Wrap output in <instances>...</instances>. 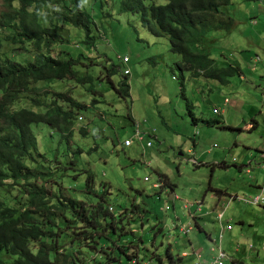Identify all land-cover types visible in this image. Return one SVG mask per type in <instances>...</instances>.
Returning <instances> with one entry per match:
<instances>
[{"label":"rangeland","instance_id":"rangeland-1","mask_svg":"<svg viewBox=\"0 0 264 264\" xmlns=\"http://www.w3.org/2000/svg\"><path fill=\"white\" fill-rule=\"evenodd\" d=\"M121 1L82 0L83 11L93 19L94 44L84 43L85 30L63 24L59 33L67 43L54 47V56H61L62 50L75 58L83 55L82 65L75 69L81 77L95 78L97 93L88 90L91 83L82 85L69 79L34 84L18 106L44 112L53 95L62 93L87 108L77 116L68 141L47 125L32 126L40 153L33 156L45 165L40 170L46 178L40 177L39 184L54 193L60 187L67 197L91 206L97 197L87 195L85 184L86 171L93 173L97 194L106 191L109 211L118 216L126 208L124 216L131 222L126 226V238L135 241L143 264H159L157 257L161 264H168L165 252L169 246L182 264H206L213 261L210 249L218 245L229 256L224 264H236L233 259L264 264V200L258 205L232 200L222 221L218 219L229 196L254 197L264 186V176L252 181L253 171L249 174L245 172L248 167L239 170L238 166L255 160L257 150L264 149V115L259 113L264 110V0H230L222 10L233 19L232 27L209 36L208 49L216 64L238 66L246 80L235 73L228 84H220L183 72L184 90L174 66L179 56L170 51L168 37L149 33L138 14L120 12ZM144 2L164 4L166 0ZM3 4L0 0V11L5 9ZM25 48L32 52H24ZM33 55L32 45L11 40L0 49V60L32 61ZM123 57L129 60L126 65ZM254 65L257 71L250 69ZM112 67L115 75L110 80L115 86L124 79V68L130 70L126 99L105 79ZM224 98L229 104H223ZM32 100L43 105L35 106ZM188 106L194 116L220 123L194 124ZM216 109L222 114L215 113ZM248 115L259 122V128L244 126ZM136 123L143 142L135 138ZM215 190L225 194L216 195ZM19 200L24 201L25 195L12 191L9 203L19 206ZM185 204L192 205L190 210ZM134 206L141 209L140 215L130 214ZM187 225L191 229L180 232ZM226 225L231 230L223 231Z\"/></svg>","mask_w":264,"mask_h":264},{"label":"trees","instance_id":"trees-1","mask_svg":"<svg viewBox=\"0 0 264 264\" xmlns=\"http://www.w3.org/2000/svg\"><path fill=\"white\" fill-rule=\"evenodd\" d=\"M229 2L166 0L164 4H146L144 0H122L120 12L138 14L149 33L168 37L170 51L179 56L174 66L184 90L183 72L191 78L203 77L221 84H228L229 78L239 72L236 65L218 66L208 49L211 32L228 31L233 25V19L222 10ZM3 7L0 31L7 36L3 38L0 34V49L11 40L32 45L34 55L32 61L0 60V264H140L135 241L126 238V226L131 223L124 216L126 208L122 207L118 216L109 211L106 191L97 194L93 173L86 171L85 184L87 195L97 197L91 206L84 200L67 197L60 187L54 193L39 184L40 177L46 178L40 170L45 165L33 156L39 153V144L32 126L47 125L68 141L73 137L77 116L87 108L62 93L53 95L44 112L18 107L34 84L69 79L82 85L91 83L88 90L97 93L95 78L81 77L75 69L82 65L83 55L75 58L66 50L61 51L63 56L53 55L57 44L67 43L59 33L63 24L85 30L84 43L94 44L91 15L83 11L82 0H4ZM23 50L32 52L28 48ZM106 74V81L118 96L128 98L127 76L123 75L124 79L115 86L110 80L115 75L114 68H109ZM32 103L43 105L35 100ZM96 103L95 100L92 105ZM191 109L188 106L193 123L198 120L209 125L219 123L196 118ZM82 133L86 135V131ZM14 190L25 195L19 206L9 203ZM215 194L220 195L221 191L215 190ZM138 210L141 209L134 206L130 214L140 215ZM185 256L183 253L182 257ZM157 259L161 264L162 260ZM165 259L168 264H182V258L174 256L170 246Z\"/></svg>","mask_w":264,"mask_h":264},{"label":"crops","instance_id":"crops-1","mask_svg":"<svg viewBox=\"0 0 264 264\" xmlns=\"http://www.w3.org/2000/svg\"><path fill=\"white\" fill-rule=\"evenodd\" d=\"M124 58V57H123ZM257 59V58H256ZM256 59H254V63L255 62H257V60ZM238 67V66H237ZM239 69V72H238V74H239V76H240V78L241 79H243V80H246V77L242 74V70L240 69V68H238ZM251 70H254V71H257V66H252L251 68H250ZM261 69H263L264 70V66L263 67H261ZM216 81V80H215ZM251 83H252V81H251V79L249 80ZM218 82V81H217ZM219 83V82H218ZM221 84V83H220ZM223 104H229V100H227V99H225L224 98V100H223ZM192 107V106H191ZM192 110V109H191ZM226 109H223V112L225 111ZM193 112V111H192ZM215 113H217L218 115H220V114H222V111L221 112H219V110L218 109H216V111H215ZM259 113L261 114V115H264V110H260L259 111ZM194 114V113H193ZM194 117H196V116H194ZM196 118H200V117H196ZM227 118H228V116H227ZM248 119H249V121H248V124H244V126H246V127H248V129H257V128H259L260 126V124H259V122H257L255 119H253V117L252 116H249L248 115ZM215 120V119H214ZM198 122H200L199 120L196 122V123H198ZM196 123H194V124H196ZM220 123V122H219ZM136 124H138V123H136ZM218 124V123H217ZM139 125V124H138ZM207 125H209V124H207ZM211 125H213V124H211ZM214 125H216V124H214ZM243 126V127H244ZM261 137L264 139V136L263 135H261ZM262 150H264V149H259V150H257V154H256V156H254V158H255V160H252V159H248V163L246 164V165H244V164H239L238 166H239V170H241L242 169V167L243 166H246V167H248V168H246L245 169V172L246 173H249V174H251V172L253 171V173H252V177H251V180L252 181H255V182H257L258 181V179H260V177L261 176H264V166H262V163L264 162V159L261 157V155H260V152L262 151ZM250 156V155H249ZM252 156V157H253ZM248 170H249V172H248ZM145 179V178H144ZM263 187L264 186H262V187H259L260 188V193L262 194V196H263V194H264V189H263ZM225 194V192H222L221 191V196H223ZM258 194V193H257ZM234 196H237V195H233V196H229V198H228V200H227V202L223 205V207H222V209H220L219 210V212H218V218H219V214H220V212H222V218H223V213H224V209L227 207V205L230 203V201H232V200H241V199H236ZM230 199V200H229ZM241 201H243V200H241ZM243 202H246V201H243ZM247 203V202H246ZM250 204V203H249ZM200 205H201V203L200 204H198V208H197V211H199L200 210ZM254 205H258V204H254ZM185 206H190L189 208L187 207V208H185ZM191 206L192 205H189V204H185L184 205V208L185 209H188V210H190V208H191ZM242 223V222H241ZM231 230V229H230ZM212 249V248H211ZM210 249V250H211ZM263 249H264V245H263ZM211 252V251H210ZM235 252H237V249L235 250ZM212 253V252H211ZM232 262L233 263H236V264H243L241 261H240V259H238V260H235V259H233L232 260ZM195 264H196V262H194ZM193 263V264H194ZM200 263V262H199ZM200 264H205V263H200ZM206 264H211V262H208V263H206Z\"/></svg>","mask_w":264,"mask_h":264},{"label":"built area","instance_id":"built-area-1","mask_svg":"<svg viewBox=\"0 0 264 264\" xmlns=\"http://www.w3.org/2000/svg\"><path fill=\"white\" fill-rule=\"evenodd\" d=\"M121 61H122V64H124V65H126L129 62L128 58H126V57L122 58ZM122 73H123L124 76H129L130 75V70L128 68H124ZM79 120L81 121V120H83V118L80 117ZM139 134H140V126L138 124H136L135 138L137 140H139V142H143V138L140 137ZM129 144H130V141H125V145H129ZM146 146H150V144L147 143ZM260 155L264 159V150H262L260 152ZM262 166H264V162L262 163ZM248 172H249V170H248ZM144 181H148V179L145 178ZM263 189H264V187H263ZM234 197L236 199H241L243 201H246L247 203H250V204H260L264 200L261 193L258 194V195H255L254 197H250V198H242V197H238V196H234ZM187 207L189 208L190 206H185V208H187ZM110 210H111V208H110ZM221 215H222V212H220V214H219V218H218L219 222L222 219ZM231 228L232 227L230 225H226V227L223 228V231L225 229L226 230H230ZM188 230H190V226L189 225L181 228V232H187ZM220 240H221V236H220ZM210 251L214 254L213 261L211 262V264H224L225 261L229 259V256L221 249L220 245H218L216 248H212ZM132 264H137V263L136 262H132ZM196 264H200V263L196 262Z\"/></svg>","mask_w":264,"mask_h":264}]
</instances>
